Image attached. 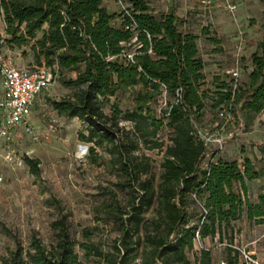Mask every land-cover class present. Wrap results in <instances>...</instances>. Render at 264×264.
Returning a JSON list of instances; mask_svg holds the SVG:
<instances>
[{"label": "trees", "instance_id": "obj_1", "mask_svg": "<svg viewBox=\"0 0 264 264\" xmlns=\"http://www.w3.org/2000/svg\"><path fill=\"white\" fill-rule=\"evenodd\" d=\"M123 1L128 13L108 10L103 0H0L5 28L0 48L29 46L35 62L49 66L72 89L49 99L50 104L57 114L85 123L86 131H77L79 139L91 142L92 150L106 147L117 164L120 186L130 188L128 209L112 206L120 225L119 243L112 251L104 253L94 242L76 240L58 220L53 222L59 228L56 244L46 246L33 237L24 257L17 250L1 264H78L77 245L98 255L100 264H213L207 247L194 249L196 234L199 239L216 235L230 244L244 211L247 220L264 222V193L256 202L246 195V180L259 177L263 168H256L247 156L243 161L219 158L202 166L205 146L192 130V119L206 106L233 100L248 115L264 109V30L250 55L252 69L245 83L234 87L214 75L215 89L202 88L206 77L197 34L182 30V18L173 8L157 12L149 0ZM202 33H208L207 26ZM127 44L134 46L129 49L133 62L123 55ZM72 70L75 76L67 77L65 71ZM161 84L167 89L168 106L158 114L152 105L162 93ZM134 88L131 108L121 114L113 102L110 112L104 111L119 89ZM120 118L130 120L131 128L119 126ZM109 120L114 129L107 125ZM166 120L171 134L165 143L154 136ZM140 138L162 150L157 174L151 172L147 155L135 153ZM259 149L264 165V142ZM25 161L37 170L36 161ZM82 234L91 232L85 227ZM226 247V264H232L240 251Z\"/></svg>", "mask_w": 264, "mask_h": 264}, {"label": "rangeland", "instance_id": "obj_2", "mask_svg": "<svg viewBox=\"0 0 264 264\" xmlns=\"http://www.w3.org/2000/svg\"><path fill=\"white\" fill-rule=\"evenodd\" d=\"M219 1L149 0L157 12L182 8L191 26L196 24L198 27L204 25L209 28L211 25L209 34L217 37L221 44L211 43L213 39L210 38L209 43L202 40L201 49L208 53V71L220 72L222 80L231 81L238 86L247 81L250 55L262 38L264 0H233L238 6L233 14L218 5ZM103 3L110 11H120L117 0H103ZM236 35H241L245 40L240 51L243 54L238 56L231 52L234 48L231 39ZM133 48L134 46L127 44L125 50ZM0 49L17 65H38L27 45L11 48L2 46ZM233 66L244 68L241 76H236L235 80L231 73L221 71ZM75 74L73 70L65 71L67 77H73ZM136 89H119L115 95L109 97L104 111L109 113L111 103L115 102L123 114L125 109L132 107ZM71 91L72 89L65 86L58 76L44 87L36 96L30 112L38 137L33 138L18 131L10 146L15 156L23 159V164L13 165L0 159V264L4 259L10 260L17 250H20L21 257H24L33 237L46 246L56 244L59 228L53 226V222L58 220L63 221L73 238L88 243L94 242L104 253L112 251L115 242L119 243V218H116L112 206L117 204L120 208L128 209L126 204L130 197V188L120 186L117 164L106 147L94 146L92 150L91 142L79 139L77 131L85 132V123L76 116L57 114L53 109L49 99H58ZM159 98L158 102L152 105L156 112L162 104ZM211 100L207 101L211 103ZM234 105L231 120L220 114L221 105L215 108L206 106L200 112L199 118L194 117L199 125L209 129L222 127L227 135L222 150L213 149L203 158L206 160L213 154H222L224 158H228L244 152L258 167L262 164L258 154L259 146L264 142V109L257 114L248 115L241 110L239 103ZM166 122L167 120L156 129L154 136L165 143L171 134V128ZM111 124L109 120L107 125ZM131 124L130 120L120 118L119 126L124 127V130L131 128ZM137 147L135 153L147 155L150 158L151 172L155 171L157 174L160 171L162 150L159 147H151L150 143L144 142L142 138L139 139ZM26 157L36 161L35 172L27 165ZM237 223L232 243L229 244L226 239L220 241L215 235L214 239H196L194 249L207 247L212 253L213 264H218L220 261L227 262L229 251L226 245H232L240 251L249 250L256 256L259 264H264V235H260L264 224L252 225L247 220ZM85 227L91 232L89 236L82 234ZM75 250L79 256L78 264H100L98 255L89 254L78 245ZM187 254L193 261V253L188 251ZM232 264L244 263L239 256Z\"/></svg>", "mask_w": 264, "mask_h": 264}, {"label": "built area", "instance_id": "obj_3", "mask_svg": "<svg viewBox=\"0 0 264 264\" xmlns=\"http://www.w3.org/2000/svg\"><path fill=\"white\" fill-rule=\"evenodd\" d=\"M117 2L119 3V10L128 13L125 2L123 0H117ZM218 5L232 14L238 9L237 4L233 0H220ZM123 55H125L128 61H134L133 51L125 50L123 51ZM231 74L236 78L238 72L231 71ZM56 77L57 73L53 72L49 66L45 64L31 66L17 65L13 59L4 55L0 49V159L13 165L20 166L23 164V159L15 156L10 146L15 140L18 131L29 134L33 138L38 137L35 126L29 117L31 108L36 96ZM161 90L162 93L159 99L162 100V104L158 108V114L161 113L162 108L165 109L168 106L165 85L161 86ZM181 91V87L176 90V102L181 96ZM233 106V100L222 104L220 114H224L228 120H231L234 115L232 113ZM192 130L196 140L198 139L205 146L204 157L209 155L213 149L219 151L225 146L227 135L222 127L209 129L206 126L199 125L192 119ZM1 179L2 175L0 172ZM196 237L199 240L197 234ZM240 253L244 264H259L256 256L249 250H242ZM218 264H226V262L220 261Z\"/></svg>", "mask_w": 264, "mask_h": 264}, {"label": "crops", "instance_id": "obj_4", "mask_svg": "<svg viewBox=\"0 0 264 264\" xmlns=\"http://www.w3.org/2000/svg\"><path fill=\"white\" fill-rule=\"evenodd\" d=\"M168 10H170V8L167 9V10H164V11H168ZM155 11H157V10L155 9ZM174 11H175V13L177 15H179L182 18V22H181L182 23L181 24L182 30H184V31H190L192 33H196L197 34L198 53H200V55L202 56V59L204 61V66H203L204 70L203 71H204L205 77H206L205 78L206 85H205V87H202V88L209 87L210 89L214 90L215 89V86H211V85H213V83L211 82V79H212V77L214 75H219L220 77H221V75H220V72H211V71H208L207 63H206V55H208V53H205L201 49V43H202V40L205 41V42H207V43H209L210 42L209 41V38H208L209 36L211 37L210 39H213L211 41V43H213V44H221V43H219V40H218L217 37H214V36H212V35L209 34V31L212 29L211 28L212 27L211 25H209L208 26L209 28H207L208 29V33L207 34H203L202 33V30L204 28V25H200L198 27V26H196V24H194V25L192 24V26H191L190 25L191 23L188 22V17H186V14H185L186 12H183L182 8L178 7ZM4 29H5L4 28V21H3L2 17L0 16V33L2 35H4ZM231 40H232V43L234 45V48H233V50L231 49V52H235L234 54L236 56H238L240 54H243V52H240V51H242V43L245 41L244 38H242L241 35H236V36H233V38ZM212 47H214V46H212ZM253 52H255V51H253ZM210 54H211V52H210ZM215 69H217V68H215ZM251 69H252V67H251L250 60H249V66H248V71L247 72H249ZM221 71L222 72L224 71L225 73L226 72L231 73V71H237L238 72V75L237 76H241L242 72L244 71V68L243 67H239V66H236V67L233 66L231 68H227V69L221 70ZM234 80H235V78H234ZM230 83L232 85H234L233 82L230 81ZM0 89H1V87H0ZM204 109H205V107L202 108L201 111L204 110ZM29 117L31 119V114H30ZM244 156H247L249 159H251L244 152L243 153H238V156H233V157H228V158H226V157L224 158L222 154H213V156H211L210 158H208L206 160L203 158L202 159L203 161H202L201 165L202 166H206L207 163H209L211 160H217L219 158L226 159V160H228V159H237L238 161H243V157ZM261 157H262V152L260 150V153L258 154V158H261ZM259 167L263 168V172L261 173V175L259 177H257V178H252V179H247L246 180V189H247L246 195L249 198V200H251L252 202H256L258 196L260 195V193H264V165H263V163L262 164H259L258 167L256 166V168H259ZM234 188L237 191L240 190L239 184L236 183L234 185ZM241 220H244V221L247 220V218H246V211H244L243 214H242V216H241V218L236 221V224H238L237 222H239ZM247 221L249 223H251L252 225L257 224V223H254L253 221H250V220H247ZM261 224H264V222H260V224H258V225H261ZM260 235H264V230L261 231V234Z\"/></svg>", "mask_w": 264, "mask_h": 264}]
</instances>
